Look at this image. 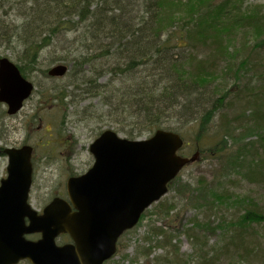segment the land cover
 Listing matches in <instances>:
<instances>
[{"label": "trees", "instance_id": "trees-1", "mask_svg": "<svg viewBox=\"0 0 264 264\" xmlns=\"http://www.w3.org/2000/svg\"><path fill=\"white\" fill-rule=\"evenodd\" d=\"M26 1L30 5L23 6L22 22L10 29L7 37L1 34L8 42L16 38L25 48L18 63L24 75L60 34L83 29L98 43L109 40L104 51L87 48L75 62L82 66L106 56L107 60L112 58L107 63L112 73L135 79L138 71L147 72L126 92L130 97L122 105L126 106L123 111H129L128 119L137 125L146 122L140 128L149 132L170 129L168 122L173 120L198 122L192 146L209 151L220 162L223 181L237 174L242 180L264 186V81L240 82L248 71L259 80L264 78L262 62L251 57L256 48L264 50L263 7L245 5L244 0ZM169 5L178 10L183 7L185 17H167L165 8ZM238 34L244 35V41L234 49L230 44ZM246 34L253 35L255 44L249 43ZM191 44L212 51L207 56L210 60L185 49L193 47ZM96 50L97 55L90 53ZM221 59L226 60L225 66H220ZM92 79H84L92 86L82 89L84 92H98L97 78ZM199 182L206 184L203 179ZM217 192L212 194L217 196ZM245 203L244 210L225 224L230 231L228 253L241 261L251 259L255 228L264 224V212L255 199L248 197ZM194 222L189 234L199 251L197 264H214L216 251H211L213 255L203 251L206 243L201 241L205 237L202 231L210 229V224L201 219ZM258 230L264 231V226Z\"/></svg>", "mask_w": 264, "mask_h": 264}, {"label": "rangeland", "instance_id": "rangeland-1", "mask_svg": "<svg viewBox=\"0 0 264 264\" xmlns=\"http://www.w3.org/2000/svg\"><path fill=\"white\" fill-rule=\"evenodd\" d=\"M244 3L260 5L264 10V0H244ZM26 5H30L26 0H0V57L9 56L17 64L21 63L19 54L25 48L16 38L12 42L5 38L10 34V29L22 22L21 12ZM165 9L167 17L174 15L179 19L186 15L183 7L178 10L169 5ZM1 34L6 37L3 39ZM246 35L249 43L255 44L253 35ZM243 36L238 34L230 44L231 47L240 48ZM90 38L89 32L83 29L53 38L50 45L41 52L39 63L25 71V77L34 82L36 89L18 115L9 116L6 105L0 101V145L10 148L28 143L34 148L30 202L32 207L40 211L58 194L66 197L67 178L84 173L94 163L90 145L103 130L112 128L120 136L129 139L147 138L154 131L140 128L144 127V121L137 125L133 119H128L129 111H123L126 106L122 105V102L128 103L130 95L126 92L129 86L139 84L147 72L138 71L135 79L112 73L107 66L112 58L107 60L106 56L96 57L93 63L86 65L77 64L75 59L87 48L96 47L103 51L108 48L109 40L104 39L98 43ZM192 46H186L185 49L198 54L200 59L210 60L207 56L212 51L203 46ZM97 51L90 53L97 55ZM251 57L258 58L264 70V50L256 48ZM237 58V62L242 59L239 55ZM62 63L69 66L68 71L60 77L48 75L52 66ZM219 63L225 66L227 62L221 59ZM90 77L97 78L95 84L99 86L98 92L86 93L82 90L92 87L89 82H84V79ZM250 79L260 81L259 84L264 81V78L260 77L259 80L248 71L240 82L245 83ZM228 85L231 86L232 82ZM197 123L176 120L168 122L171 127L169 130L180 131L185 140L189 141L181 152L183 155L196 152L197 148L192 144L196 142ZM250 138L256 140L257 136ZM7 164L8 155L0 153V181L7 175ZM219 170L220 162L209 151L203 152L200 149L199 159L186 165L165 196L144 211L134 228L123 233L117 243L116 253L103 264H197L199 251L189 234L196 219L210 224V229L202 231L205 237L201 241L206 243L203 251L210 252V255H213V249L216 251L214 264H264V231L258 230L264 224L255 228L257 233L250 246L254 253L250 260L244 261L238 256L232 258L230 255L233 253H228L226 246L230 231L225 225L244 210L248 197L254 198L264 212V186L242 180L237 174L223 181ZM202 179L205 185L199 182ZM214 190L218 191L217 196L212 194ZM221 191L222 195L219 194ZM69 241L67 235L58 237L60 243ZM18 264L32 263L21 261Z\"/></svg>", "mask_w": 264, "mask_h": 264}, {"label": "water", "instance_id": "water-1", "mask_svg": "<svg viewBox=\"0 0 264 264\" xmlns=\"http://www.w3.org/2000/svg\"><path fill=\"white\" fill-rule=\"evenodd\" d=\"M67 70L59 64L49 74L62 76ZM34 89L8 56L0 58V101L8 113L19 112ZM183 142L178 132L164 128L141 139L108 128L90 146L93 166L68 178L69 199L57 196L42 213L29 202L32 146L0 147L9 156L7 177L0 183V264H103L116 253L123 232L168 192L186 164L199 159V151L179 154ZM36 233V240L27 236ZM60 234L72 241L58 244Z\"/></svg>", "mask_w": 264, "mask_h": 264}, {"label": "flooded vegetation", "instance_id": "flooded-vegetation-1", "mask_svg": "<svg viewBox=\"0 0 264 264\" xmlns=\"http://www.w3.org/2000/svg\"><path fill=\"white\" fill-rule=\"evenodd\" d=\"M57 77V76H56ZM27 101H29V98H28V100H26L25 102H24V104H23V107L25 106V104H26V102ZM6 106V111H7V109H8V106H7V104L6 103H4ZM23 107L21 108V109H23ZM21 109H20V111H21ZM20 111L19 112H17V113H15V114H10V113H8V111H7V114L10 116V115H13V116H16V115H18L19 113H20ZM25 144H28V143H24V144H22V145H25ZM21 147V146H20ZM33 150H34V148H33ZM34 154V153H33ZM32 159H33V156H32ZM94 159V158H93ZM33 161V160H32ZM92 166V165H91ZM59 195V194H58ZM62 196V195H61ZM57 197V196H56ZM63 197H65L64 195H63ZM66 198V197H65Z\"/></svg>", "mask_w": 264, "mask_h": 264}]
</instances>
